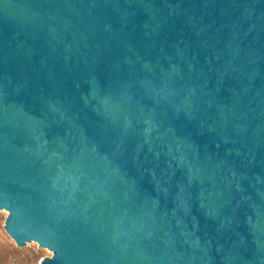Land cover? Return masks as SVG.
<instances>
[{"label":"water","instance_id":"water-1","mask_svg":"<svg viewBox=\"0 0 264 264\" xmlns=\"http://www.w3.org/2000/svg\"><path fill=\"white\" fill-rule=\"evenodd\" d=\"M0 211L43 264H264V0H0Z\"/></svg>","mask_w":264,"mask_h":264},{"label":"rangeland","instance_id":"rangeland-1","mask_svg":"<svg viewBox=\"0 0 264 264\" xmlns=\"http://www.w3.org/2000/svg\"><path fill=\"white\" fill-rule=\"evenodd\" d=\"M9 211H0L4 220L0 225V264H43L54 256V250L38 243L28 249L18 244L6 230Z\"/></svg>","mask_w":264,"mask_h":264}]
</instances>
